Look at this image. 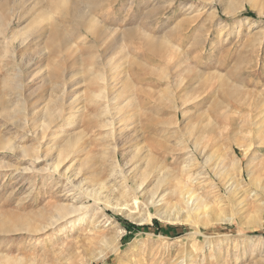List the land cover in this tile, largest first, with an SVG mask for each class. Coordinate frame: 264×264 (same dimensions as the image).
I'll use <instances>...</instances> for the list:
<instances>
[{"label": "rangeland", "instance_id": "obj_1", "mask_svg": "<svg viewBox=\"0 0 264 264\" xmlns=\"http://www.w3.org/2000/svg\"><path fill=\"white\" fill-rule=\"evenodd\" d=\"M0 264H264V0H0Z\"/></svg>", "mask_w": 264, "mask_h": 264}, {"label": "bare ground", "instance_id": "obj_2", "mask_svg": "<svg viewBox=\"0 0 264 264\" xmlns=\"http://www.w3.org/2000/svg\"><path fill=\"white\" fill-rule=\"evenodd\" d=\"M62 2H64V1H62ZM65 3V2H64ZM8 9V8H7ZM76 13V17L77 18H79L82 14L79 12V11H76L75 12ZM80 22H81V24H85V22L83 21V20H81V18H79L78 19ZM86 21V20H85ZM84 26V25H83ZM2 32H3V30H2ZM57 32V31H56ZM24 33V32H23ZM2 34V33H1ZM17 35V34H16ZM18 36H22V32H20V33H18V35H17V37ZM16 37V36H15ZM148 37V36H147ZM24 38H22V41H21V43H23L24 42ZM164 43V42H163ZM14 54V53H13ZM14 59V58H13ZM19 62V61H18ZM14 64V63H13ZM12 66V65H11ZM14 68H16L15 70L13 69L12 70V72H10L9 73V76H10V78H9V81L8 82H10L11 83V85L12 86H14L15 88H20V86H21V82H22V80H23V74H22V70H21V68H20V65H18V66H13ZM10 70V69H9ZM111 70V69H110ZM111 73H113V70H112V72ZM102 76V75H101ZM96 77H97V75H96ZM106 78V77H105ZM104 77H102V78H99L100 80H101V84L99 85V88H101V90H100V92L99 93H97V94H94V97L92 98L93 99V103L95 104V105H99V106H101L102 108H101V110H100V113H104V115L105 114H107V112H108V110H109V105H110V103L112 102V100H113V102L115 101V99H116V97H117V95H119V91H117L116 90V86H117V82H115V78H114V76L112 75V76H109L108 78H106L105 79ZM97 79V78H96ZM110 89V91H111V97L109 98V97H107V95H104V93H105V90L106 89ZM98 98H103L104 100H103V102L102 103H99V99ZM124 101V104L121 106H119V104H115V102H114V109H116L114 112V118H112L110 121H108V122H105V124H103V125H109V126H111V125H113V119L115 120V119H117V122H118V120L120 121L122 118H124V119H126L127 118V116L125 117L124 115H121V116H116L115 117V115H117L119 112H121V110L123 109V107H125V106H128V104H129V100H122V102ZM71 110V109H70ZM77 111V110H76ZM112 112V111H111ZM70 114V113H69ZM60 115H59V113H53L52 111H51V109H48V108H46L45 109V112H44V125H43V127H44V129L45 128H47V126H48V124L54 119V118H58ZM113 116V115H112ZM71 117V115H69V116H67L66 117V119L67 118H70ZM115 122V121H114ZM110 133V132H109ZM138 149L140 150L141 148L140 147H138ZM60 155H62V153L60 152L59 153ZM61 157V156H60ZM157 166V165H156ZM155 166V167H156ZM160 166H162V165H160ZM160 166H157V169L158 170H161V167ZM165 168V167H164ZM152 170H150L149 172H151ZM149 172H148V170H146L143 174H142V179H141V182H140V185H142L143 183H144V181H146V177H147V175L149 174ZM161 172V171H160ZM159 172V173H160ZM163 173H164V175H166V173L164 172V171H162ZM168 172V171H167ZM159 175V174H158ZM163 175V174H162ZM164 177V176H163ZM164 178H162V177H159V178H157V182H161L162 180H163ZM165 180V179H164ZM163 182V181H162ZM158 184V183H157ZM260 187V186H259ZM87 191V190H86ZM88 194H90L91 195V197L93 196V199H99L100 198V196H98V197H96L94 194H91V193H88ZM88 194H87V196H88ZM184 195H185V197H186V200H189V199H192L193 198V194H192V192H190V191H185L184 192ZM106 201V200H105ZM108 202V201H107ZM190 204V203H189ZM125 207V206H124ZM80 209H82L81 208V206H79V207H73L72 209H69L68 211H71V210H73V211H80ZM68 213H70V212H66V213H64L63 215H61L60 214V216H57V217H63L64 215H66V214H68ZM75 213V212H74ZM54 221V220H53ZM56 221V220H55ZM51 222H52V220H51Z\"/></svg>", "mask_w": 264, "mask_h": 264}, {"label": "trees", "instance_id": "obj_3", "mask_svg": "<svg viewBox=\"0 0 264 264\" xmlns=\"http://www.w3.org/2000/svg\"><path fill=\"white\" fill-rule=\"evenodd\" d=\"M246 15H248V16H253V14H252V13H246Z\"/></svg>", "mask_w": 264, "mask_h": 264}]
</instances>
